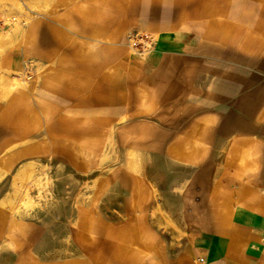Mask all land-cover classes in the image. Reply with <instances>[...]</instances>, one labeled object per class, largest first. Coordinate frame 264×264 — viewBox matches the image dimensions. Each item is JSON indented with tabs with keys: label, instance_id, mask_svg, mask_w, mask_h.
I'll return each mask as SVG.
<instances>
[{
	"label": "crops",
	"instance_id": "1",
	"mask_svg": "<svg viewBox=\"0 0 264 264\" xmlns=\"http://www.w3.org/2000/svg\"><path fill=\"white\" fill-rule=\"evenodd\" d=\"M26 1L0 67H37L0 99V170L30 177L45 154L93 176L76 260L58 264H264V0ZM128 29L156 34L149 56ZM111 143L123 164L101 173ZM21 221L0 206L14 253L33 239Z\"/></svg>",
	"mask_w": 264,
	"mask_h": 264
},
{
	"label": "rangeland",
	"instance_id": "2",
	"mask_svg": "<svg viewBox=\"0 0 264 264\" xmlns=\"http://www.w3.org/2000/svg\"><path fill=\"white\" fill-rule=\"evenodd\" d=\"M28 9L35 8L30 7L26 0H0V61L11 48L12 26L24 25L31 18ZM129 32L151 34L155 39L153 49L149 53L141 54L140 44L136 45L138 49L132 48L127 40ZM156 43L157 36L153 32L140 29H128L125 32V45L133 56L140 58L149 56ZM36 67L37 63L33 59L25 60L19 70H3L0 67V73H3V77L0 75V83L4 89L0 99H7V90L17 88L31 80L35 76ZM12 147L14 146L5 150L1 157H9ZM15 147L19 148V145ZM123 147L119 143L103 147L99 159L101 173L108 172L109 167L123 164L121 160L125 152ZM109 153H112V157ZM113 155L116 156L115 159ZM34 158L29 162L31 165L29 169L35 170L30 177L13 175V171L22 165V162H15L13 169L6 174L0 170V176L4 174L0 179V194L5 191L4 202L0 204L1 209L11 221L25 222V233L29 232L33 236L30 250L19 253H14L12 246L6 240L0 239V264H58V259L72 263L76 260L75 229L79 226L77 218L82 215L86 205L84 203L92 198L90 185L93 176L77 175L70 169L64 174L62 164L49 160L45 154ZM21 181H24V184H21L23 183ZM119 205L99 204L101 217L116 220L126 215L125 210L119 208L122 204ZM60 249L65 250V257H59Z\"/></svg>",
	"mask_w": 264,
	"mask_h": 264
},
{
	"label": "built area",
	"instance_id": "3",
	"mask_svg": "<svg viewBox=\"0 0 264 264\" xmlns=\"http://www.w3.org/2000/svg\"><path fill=\"white\" fill-rule=\"evenodd\" d=\"M127 40L130 46L135 49H138L136 45L140 44L141 46L139 51H141V54L149 53L155 44V39L151 34L140 32H129L127 34Z\"/></svg>",
	"mask_w": 264,
	"mask_h": 264
},
{
	"label": "bare ground",
	"instance_id": "4",
	"mask_svg": "<svg viewBox=\"0 0 264 264\" xmlns=\"http://www.w3.org/2000/svg\"><path fill=\"white\" fill-rule=\"evenodd\" d=\"M11 84V83H10Z\"/></svg>",
	"mask_w": 264,
	"mask_h": 264
}]
</instances>
